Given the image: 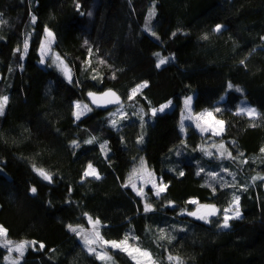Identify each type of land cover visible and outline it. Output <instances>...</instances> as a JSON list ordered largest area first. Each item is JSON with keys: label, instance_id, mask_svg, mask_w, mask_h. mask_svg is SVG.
Wrapping results in <instances>:
<instances>
[{"label": "trees", "instance_id": "trees-1", "mask_svg": "<svg viewBox=\"0 0 264 264\" xmlns=\"http://www.w3.org/2000/svg\"><path fill=\"white\" fill-rule=\"evenodd\" d=\"M217 25L224 27L217 32ZM46 29L71 82L41 64ZM161 58L170 60L158 68ZM107 88L122 105L93 107L89 93ZM192 94L194 112L211 111L225 124L214 140L191 123L180 132ZM3 96L0 225L10 239L37 242L19 264H105L68 227L89 226V217L100 221L107 240L138 237L129 240L157 264H174L169 255L183 264H264V180L253 181L264 176V0H0ZM244 97L262 114L255 121L237 112ZM77 100L91 109L79 119ZM169 101L172 109L152 115ZM118 109L124 115L114 126ZM142 159L167 185L159 196L150 184L138 195L129 183ZM89 164L100 179L85 177ZM233 195L241 216L225 228L223 210ZM193 199L220 214L188 215ZM110 253V264H136L125 252ZM6 254L0 247V261Z\"/></svg>", "mask_w": 264, "mask_h": 264}, {"label": "snow or ice", "instance_id": "snow-or-ice-1", "mask_svg": "<svg viewBox=\"0 0 264 264\" xmlns=\"http://www.w3.org/2000/svg\"><path fill=\"white\" fill-rule=\"evenodd\" d=\"M77 7L79 8V5H77ZM155 15V9L153 8L152 10H150L149 12V18L151 19V17H153ZM35 16L32 17V22L35 23ZM147 27V26H146ZM221 25H217L215 31L219 32L221 30ZM45 43L41 45V55L44 56L45 54H47L48 52L51 51V44L55 41V35L51 30L46 29L45 30ZM153 35H155V33H153ZM173 35H175V33H173ZM207 38V37H205ZM28 49V43L27 41H25L24 45H23V50L26 53ZM17 51H20V49H17ZM158 55V54H157ZM56 60H58L60 62V66L62 71L64 72V74L66 75V77L68 78L69 82H71L72 76H71V70L67 67V65L64 63V61L59 57V55L56 56ZM168 62L167 58H161L159 59V62L157 64V67L159 68L161 65L166 64ZM243 63V62H242ZM95 78V77H94ZM147 87V83L144 82L141 85H138L136 88L132 89L131 92V97H134L140 89ZM229 88H232L233 85L229 84L228 85ZM237 91H240V89L237 88ZM89 96L92 97V102L94 104H96L97 106H101V105H107V104H112V103H116L118 104L120 102V98L116 95L115 92H112L111 90L103 93L101 96L97 97L94 93H89ZM130 97V98H131ZM8 96H3L0 97V116H2L4 114V110L8 104ZM191 97H188L185 99L184 103H185V107L188 108L191 104ZM171 102H169L168 104L162 105L159 109H153L152 110V115L155 116L157 111L159 112H164L166 108H168L170 106ZM76 108L79 110L81 108H83V111H77L76 112V119H79L80 116L82 114H84V111H91L90 108H88L87 105H83L81 106L79 103L76 104ZM216 111H220L219 108L216 109ZM239 113L242 115H246L248 116L250 119H252L253 121H255L257 118L261 117V113H259L255 108L252 107H245V108H241L239 110ZM205 116L208 117H212V113L211 112H205V113H201L199 116L196 117V119L199 121L200 119L204 118ZM116 120L112 121V124L115 126L116 125ZM216 125H219V129L213 131L214 135H219L220 133H222L223 131V124L224 122L222 120H216L215 121ZM253 127H255V123L252 124ZM181 127L183 128V124L181 125ZM196 127L200 128V130L202 132H207L209 131V127H201V125L199 123H197ZM211 127V126H210ZM95 138L91 139V140H87L85 141V143H93ZM73 146L77 147L78 146V142L73 141ZM102 147H105L104 145H102ZM215 147V145H214ZM220 149H224V144H220L218 146ZM261 153H264V148H261ZM210 155V153H209ZM221 156L225 155V152L222 151L220 153ZM228 158L231 159H235L234 157L231 156V153H228ZM242 155V154H241ZM242 163H247V160L242 161ZM34 170L37 172V174L42 177L44 180H47L49 182H52V175L47 172L45 169L42 168H36L34 166ZM140 171H146V169L144 168V162H141V169H137L134 170L132 175L129 177V183L131 184V187L137 191L138 195L142 194V190L137 189V186L135 183H133V177H135L137 175L138 172ZM85 177L87 176H92L95 179H100V175L99 173L92 167L91 164L88 165V170L84 173ZM149 176H151V173H148ZM180 175H183V173L181 172ZM213 176H215L216 174H211ZM264 180V176H256L253 177V181L255 180ZM153 185L154 188H157V185L155 183V181H150ZM162 184V181H161ZM126 187L128 185H125ZM235 185H233L234 187ZM167 185H162L160 187H158L157 191H156V195L159 196L162 192L166 191ZM246 190V189H245ZM31 191L33 193L36 192V188L33 187L31 189ZM213 191H215V189H213ZM239 202H240V197L238 195H233V203L232 205L228 208L223 210V227L227 228L229 227V220L230 219H238L241 216L240 210H239ZM190 203L193 204H197L198 201L196 200H192L190 201ZM203 210V213H201V211ZM234 210V215H229L230 212H233ZM144 211L148 212V211H152V205L145 203L144 206ZM220 214V210L217 209L215 207V205H200L195 212H189L188 215L191 216H196L198 219L201 220H208L209 217L211 216H216ZM89 222L93 224V233L91 234V238H89V236H83L84 238V242L86 245H91L94 243H100V245L104 248H112V249H116L122 252L127 253L128 256H130L134 261H136V264H157V262L153 259L152 257V253L149 252L146 249H142L139 246H134L132 244L129 243V239H138V237H130V236H125L122 240L120 241H108V240H104V238L100 235L99 231L96 230V226L100 224L99 220H95L94 222L92 221V218L89 217ZM69 229L73 232H77L78 235H83L82 231H78V229L76 227H73L71 225L68 226ZM166 237L163 235V230H161V236L160 239H165ZM37 242L35 241H21V242H13L11 239L8 238V231L6 228H4L2 225H0V247L6 248L8 250L9 253L15 251L17 253H19V257L22 258L24 256V252L27 250L28 247H35ZM44 247V245L41 243L40 244V248L42 249ZM88 251L90 253H93L95 255H97L98 259L101 260H105L110 261L112 259L111 256L107 255V252L105 251L104 253H100L97 254L96 248L94 247H89ZM8 259H10V264H19V259H12L11 257H7ZM167 259L169 261L174 262V264H183V261L181 260L180 257L178 256H172L169 255L167 257Z\"/></svg>", "mask_w": 264, "mask_h": 264}, {"label": "rangeland", "instance_id": "rangeland-1", "mask_svg": "<svg viewBox=\"0 0 264 264\" xmlns=\"http://www.w3.org/2000/svg\"><path fill=\"white\" fill-rule=\"evenodd\" d=\"M222 27H221V29L224 27L223 25H221ZM216 29V28H215ZM48 30H50V29H48ZM45 35H46V33H45ZM45 35H44V38H43V40H42V44H44L45 43ZM54 43V42H53ZM53 43L51 44V51L50 52H48L47 54H45L44 56H42L41 55V64H43V65H45V64H50V65H53V66H55L65 77H66V75L64 74V72L62 71V69H61V66H60V62L58 61V60H56V56L57 55H59L58 54V52L57 51H55V49L53 48ZM41 44V45H42ZM40 53H41V48H40ZM59 57L64 61V63L67 65V67L70 69V67H69V65H68V63H67V61L63 58V57H61L60 55H59ZM167 60L169 61L170 60V58H167ZM71 76H72V73H71ZM67 78V77H66ZM68 79V78H67ZM188 97H191L192 99H191V104H190V106L188 107V108H186L185 107V103H183V109H182V111H181V122H180V126H179V129H180V132H181V134H185V132H186V125L188 124V123H191V124H193L195 127H196V125H197V123H199L200 125H201V127H209V131H207V132H202L201 130H200V128H198V127H196V129L198 130V131H200L202 134H204L205 135V139H207V140H214L215 138H216V136H218V135H214L213 134V131H215V130H218L219 129V125H216L215 124V121L216 120H220V119H218L215 115H214V113L213 112H211V111H206V110H204V111H201V112H198V113H196V112H194V110H193V100H194V94H192V95H190V96H188ZM188 97H186V98H188ZM185 98V99H186ZM185 99H184V101H185ZM169 102H171V101H169ZM169 102H166V103H164V104H162V105H165V104H168ZM77 103H79L81 106H83V105H87L88 106V108H90V105L86 102V100H77V101H75V113L74 114H76V112L77 111H83V108H81V109H77L76 108V104ZM161 105V106H162ZM161 106H159L158 108H156V109H159ZM245 107H252V108H255L256 110H257V108L256 107H254L253 105H251L248 101H247V99L244 97L242 100H241V102L239 103V106H238V108H237V112L239 113V110L241 109V108H245ZM6 109V108H5ZM170 109H172V102H171V104H170V106L168 107V108H166L165 109V111L164 112H166V111H168V110H170ZM258 111V110H257ZM4 112H5V110H4ZM88 111H84V114H86ZM152 112V111H151ZM205 112H211L212 113V117H208V116H205L204 118H202V119H200L199 121L196 119V117L197 116H199L201 113H205ZM157 113H163V112H159V111H157ZM84 114H82L80 117H82ZM112 118H111V120L113 121V120H116V122L119 120V118L120 117H122L123 115H124V111L122 110V109H118L117 111H115V112H113L112 114ZM76 116V115H75ZM183 124V128L181 127V125ZM224 125L225 124H223V131H224ZM115 126H117V125H115ZM211 126V127H210ZM223 131H222V133H223ZM222 133H220L219 134V136L222 134ZM142 161L144 162V168L146 169V171H140V172H138L137 173V175L135 176V177H133V183H135L136 184V186H137V189H140V190H144V186H146V185H151V186H153L152 185V183L150 182V181H155V183H156V185H157V188H154L156 191H157V189H158V187H160V186H162L163 184H161L160 182H159V180L157 179V175L154 173V171L152 170V168H150L149 166H148V164H147V162H146V160H144V159H142ZM141 161V162H142ZM140 162V163H141ZM92 167L97 171V169H96V167H94L93 165H92ZM138 169H141V164H139V167H138ZM87 170H88V167H87ZM86 170V171H87ZM137 170V169H136ZM98 172V171H97ZM133 173V172H132ZM132 173H131V175H132ZM148 173H151L152 175L151 176H149L148 175ZM130 175V176H131ZM136 191V190H135ZM137 192V191H136ZM194 200V199H193ZM192 201V200H191ZM200 205H211V204H203V203H197V204H194V207H193V210L191 211V212H195L196 211V209L200 206ZM232 205V204H231ZM230 205V206H231ZM230 206H227L225 209H228ZM203 213V210L201 211V213L200 214H202ZM229 215H234V210H233V212H230L229 213ZM193 217H195V218H197L196 216H193ZM198 219V218H197ZM208 219H210V217L208 218ZM95 220H98V219H94V218H92V221L94 222ZM100 225L101 224H99V225H97L96 226V230H98L99 231V233H100V235H101V231H100ZM71 226H73V227H76L77 229H78V231H82L83 232V235H78L77 234V232H76V234L78 235V238L80 239V241L85 245V247L88 249L89 247H94V248H96V251H97V254H100V253H104L105 251L107 252V255L108 256H111L112 257V255H111V253H110V249H112V248H104V247H102L101 245H100V243H94V244H91V245H86L85 244V242H84V238H83V236H89V238H91V234L93 233V224L92 223H89V226H83V227H78V226H74V225H71ZM102 236V235H101ZM10 239V238H9ZM13 242H21V241H29V240H13V239H11ZM104 240H107V239H105L104 238ZM108 241H120V240H108ZM129 243L130 244H132V245H134V246H138L137 244H135V242H133V241H131V240H129ZM35 247H36V245H35ZM34 247V248H35ZM29 248H33V247H28L27 249H29ZM6 249V248H5ZM7 250V249H6ZM27 251V250H26ZM26 251L24 252V255H25V253H26ZM97 256V255H96ZM7 257H11L12 259H19V263L22 261V259H23V257L22 258H20L19 257V253H17V252H15V251H13V252H11V253H9L8 252V250H7V254L5 255V258L3 259V260H1L0 261V264H10V259H8ZM105 264H110L111 262H113V257H112V259L110 260V261H105V260H102ZM136 262V261H135Z\"/></svg>", "mask_w": 264, "mask_h": 264}, {"label": "water", "instance_id": "water-1", "mask_svg": "<svg viewBox=\"0 0 264 264\" xmlns=\"http://www.w3.org/2000/svg\"><path fill=\"white\" fill-rule=\"evenodd\" d=\"M109 90H111L112 92H115L116 95L120 98V102H119L118 104H116V103H112V104H107L106 106H105V105L97 106L96 104H94V103L92 102V97L89 96V100L91 101L92 106L95 107V108H100V109H102V110H109V109H112V108H116V107L121 106L122 103H123V98H122V96H121V95H120L115 89H113V88H107V89H105V90L98 91V92H92V93H94L97 97H99V96H101L103 93H105V92H107V91H109Z\"/></svg>", "mask_w": 264, "mask_h": 264}]
</instances>
